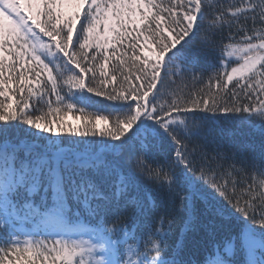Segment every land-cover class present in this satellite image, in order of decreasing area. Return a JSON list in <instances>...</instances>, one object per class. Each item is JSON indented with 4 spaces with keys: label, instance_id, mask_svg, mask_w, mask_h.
<instances>
[{
    "label": "snow or ice",
    "instance_id": "1",
    "mask_svg": "<svg viewBox=\"0 0 264 264\" xmlns=\"http://www.w3.org/2000/svg\"><path fill=\"white\" fill-rule=\"evenodd\" d=\"M217 114L264 122V0H0V264H264V142L192 143Z\"/></svg>",
    "mask_w": 264,
    "mask_h": 264
},
{
    "label": "trees",
    "instance_id": "2",
    "mask_svg": "<svg viewBox=\"0 0 264 264\" xmlns=\"http://www.w3.org/2000/svg\"><path fill=\"white\" fill-rule=\"evenodd\" d=\"M203 63L205 67H208L209 65L216 63V61L210 56L206 61H203ZM209 74H211V69H209ZM206 80L207 76H205V81ZM179 85L180 81L177 80V86ZM196 86L199 87L202 85ZM191 87L193 86L189 83V88ZM93 99L95 100L98 98L94 97ZM97 109L99 110L98 114H107V110H105L100 104L90 105L85 109V111L86 113L91 114L96 112ZM77 115H80V113L75 112L74 114H71L69 116L68 123L71 124ZM197 115L204 114L198 113ZM112 119V117L109 118V127H111ZM80 123L83 124V118L81 119ZM205 125L204 131L206 135L194 139L192 143H205L209 149L220 145L226 150L235 145L242 149L246 155L254 156L258 160L260 159L259 148L260 144L264 142V135H262V127H264V122L254 120L251 124H248L246 122H238L237 119L232 116L217 114L216 116L209 115ZM52 139L66 141L67 143H63L62 146L69 149L71 152H80L89 155L99 153L111 159L110 150L105 148L103 143L104 138L100 137L99 135L96 137H76L65 134L61 137H52ZM36 150L40 152L45 151L43 145L37 146ZM153 198L157 201L159 200V197L156 194H153ZM175 210L177 214V227L169 238V244H172L179 239L180 227L183 223L182 218L185 216L184 207L179 201L176 202ZM225 223H227V221H225ZM81 224L84 229L90 227V225L85 221H82ZM229 231L230 230L226 228L223 232L219 233L217 240H223ZM197 255L199 254L193 255L192 258L195 260ZM237 258L243 259L242 256H238Z\"/></svg>",
    "mask_w": 264,
    "mask_h": 264
}]
</instances>
